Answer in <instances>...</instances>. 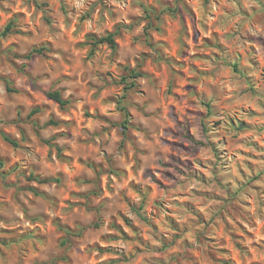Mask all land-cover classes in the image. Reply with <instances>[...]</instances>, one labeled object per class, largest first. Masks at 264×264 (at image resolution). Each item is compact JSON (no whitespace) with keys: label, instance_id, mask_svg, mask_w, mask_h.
<instances>
[{"label":"rangeland","instance_id":"obj_1","mask_svg":"<svg viewBox=\"0 0 264 264\" xmlns=\"http://www.w3.org/2000/svg\"><path fill=\"white\" fill-rule=\"evenodd\" d=\"M0 264H264V0H0Z\"/></svg>","mask_w":264,"mask_h":264},{"label":"trees","instance_id":"obj_2","mask_svg":"<svg viewBox=\"0 0 264 264\" xmlns=\"http://www.w3.org/2000/svg\"><path fill=\"white\" fill-rule=\"evenodd\" d=\"M149 10V9H148ZM150 11H152L150 9ZM160 18V17H159ZM13 30V24H8L5 28V30L3 31L2 35H7L9 34L11 31ZM115 33L114 32H111V33H108L107 35L105 36H101V37H97L95 35H91L90 36V43H92L94 46L97 45V44H100V43H107L109 44L113 49H116L117 48V42H116V38H115ZM43 51V49H40V50H36V52L38 53H41ZM133 77L134 78H138L140 76H142V72L140 71H136V72H133ZM134 85V84H133ZM48 96L57 101L61 106H65L69 101L66 100L62 94L56 90V91H49L48 92ZM36 111H33V114L35 113ZM4 138L9 141L10 143L14 144V145H17V141H15L14 139L10 138L9 136L5 135ZM50 179H45V181H49Z\"/></svg>","mask_w":264,"mask_h":264}]
</instances>
